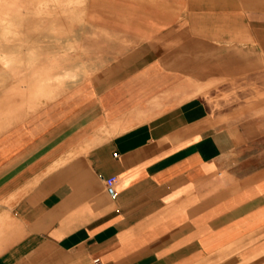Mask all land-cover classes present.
<instances>
[{"label":"crops","instance_id":"obj_1","mask_svg":"<svg viewBox=\"0 0 264 264\" xmlns=\"http://www.w3.org/2000/svg\"><path fill=\"white\" fill-rule=\"evenodd\" d=\"M105 2L77 82L0 93V264H264V0Z\"/></svg>","mask_w":264,"mask_h":264},{"label":"clouds","instance_id":"obj_2","mask_svg":"<svg viewBox=\"0 0 264 264\" xmlns=\"http://www.w3.org/2000/svg\"><path fill=\"white\" fill-rule=\"evenodd\" d=\"M85 0H0V93L4 98H21L20 108L29 110L51 101L69 82L80 78L82 66L60 68L61 60L74 49L56 56L45 55L25 38L24 26L31 17L50 15L52 5L82 7ZM7 86V87H6Z\"/></svg>","mask_w":264,"mask_h":264},{"label":"rangeland","instance_id":"obj_3","mask_svg":"<svg viewBox=\"0 0 264 264\" xmlns=\"http://www.w3.org/2000/svg\"><path fill=\"white\" fill-rule=\"evenodd\" d=\"M28 2L30 3L31 0H28ZM106 4L105 0H85L82 7L66 8L52 5L49 9L50 15L34 16L25 23V38L38 45L45 55L51 56L59 55V52H67L69 46L74 48L79 43H96V45L97 43H105L107 37L100 28L101 26H107ZM56 42L64 43L62 50H55ZM41 43H52V45L45 48ZM75 52L77 51L74 49L64 57L65 69L71 68V63H66V59L74 57ZM94 52L90 51V54ZM103 52L102 50H96L97 55ZM240 100L244 101L245 99L240 98ZM256 111L264 126V98H260L257 102ZM248 133L262 139L264 143V128L249 130ZM261 148H264V144L258 141L256 150H262Z\"/></svg>","mask_w":264,"mask_h":264},{"label":"built area","instance_id":"obj_4","mask_svg":"<svg viewBox=\"0 0 264 264\" xmlns=\"http://www.w3.org/2000/svg\"><path fill=\"white\" fill-rule=\"evenodd\" d=\"M117 181L118 179L116 176H111L105 179L106 190L108 194L112 197L117 196V189H116ZM93 264H102V262L100 259L97 258L93 261Z\"/></svg>","mask_w":264,"mask_h":264},{"label":"bare ground","instance_id":"obj_5","mask_svg":"<svg viewBox=\"0 0 264 264\" xmlns=\"http://www.w3.org/2000/svg\"><path fill=\"white\" fill-rule=\"evenodd\" d=\"M77 82V81H76Z\"/></svg>","mask_w":264,"mask_h":264}]
</instances>
